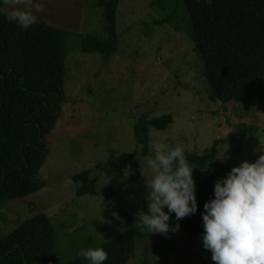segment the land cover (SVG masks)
<instances>
[{"label": "rangeland", "instance_id": "obj_1", "mask_svg": "<svg viewBox=\"0 0 264 264\" xmlns=\"http://www.w3.org/2000/svg\"><path fill=\"white\" fill-rule=\"evenodd\" d=\"M40 2L44 10L35 13L38 19L69 33L66 100L48 138L49 154L38 177L42 189L0 205V238L45 214L58 236L54 258L66 262L80 257L82 249L143 227L136 225V214L140 208L147 211L145 180L152 176L147 158L157 144L165 150L179 145L184 153L201 156L216 141L234 135L219 146V163L235 167L258 158L256 132L260 129L264 135V112L210 98L183 0H121L118 52L109 59L86 53L82 45L87 36L106 37L98 0ZM162 19L168 23L151 28ZM146 20L152 34L147 37ZM143 114L150 120L170 114L174 120L166 131L151 129L147 154L137 147L133 131ZM228 146V158L222 162ZM138 150V167L120 160ZM212 167L194 169L196 196ZM85 170L98 179V195H77L80 185L73 176ZM176 223L172 216L170 224ZM143 230L145 237L128 264H214L181 226L166 236ZM176 252L178 262L173 259Z\"/></svg>", "mask_w": 264, "mask_h": 264}, {"label": "trees", "instance_id": "obj_2", "mask_svg": "<svg viewBox=\"0 0 264 264\" xmlns=\"http://www.w3.org/2000/svg\"><path fill=\"white\" fill-rule=\"evenodd\" d=\"M121 0H98L103 10L106 37L87 36L82 45L86 53L114 57L118 52L117 10ZM188 13L195 52L204 63V76L211 89L210 98L234 101L264 112V0H183ZM0 12V205L25 199L42 189L38 180L49 151L48 138L57 125L66 100V60L69 33L37 20L25 31L5 19ZM144 22V36H151ZM168 23L159 20L151 28ZM176 77V76H175ZM176 79H178L176 77ZM141 115L133 126L137 147L147 154L150 131H166L173 123L168 114L149 119ZM246 130L241 131L245 135ZM243 133V134H242ZM231 135L216 141L201 156L184 153L195 170L213 166L197 194L196 214L174 220L203 251L202 216L205 202L214 198V183L233 166L219 163V146L235 139ZM139 150L124 153L120 160L138 167ZM80 185L78 196L98 195L90 170L73 176ZM144 227H134L101 244L108 253L105 264H128L145 237ZM58 236L55 225L45 214L24 221L13 233L0 238V264H88L82 257L66 262L54 258Z\"/></svg>", "mask_w": 264, "mask_h": 264}, {"label": "clouds", "instance_id": "obj_3", "mask_svg": "<svg viewBox=\"0 0 264 264\" xmlns=\"http://www.w3.org/2000/svg\"><path fill=\"white\" fill-rule=\"evenodd\" d=\"M211 5L213 0H205ZM5 19L22 30L37 23L35 13L44 10L40 0H0V12ZM256 136L259 153L255 162L243 161L231 168L225 177L214 183V198L205 202L201 213L203 248L211 253L214 264H264V135L258 129ZM228 148L223 152L222 162ZM152 176H146L147 211L140 208L136 225H142L150 234L167 235L180 230L175 220L194 215L198 211L194 168L181 146L167 150L157 144L154 155L147 158ZM167 209V211L165 210ZM88 264H105L108 253L102 247L82 249L79 253Z\"/></svg>", "mask_w": 264, "mask_h": 264}, {"label": "water", "instance_id": "obj_4", "mask_svg": "<svg viewBox=\"0 0 264 264\" xmlns=\"http://www.w3.org/2000/svg\"><path fill=\"white\" fill-rule=\"evenodd\" d=\"M178 252H176V254L173 256L174 261L178 262L179 261V256H178Z\"/></svg>", "mask_w": 264, "mask_h": 264}]
</instances>
